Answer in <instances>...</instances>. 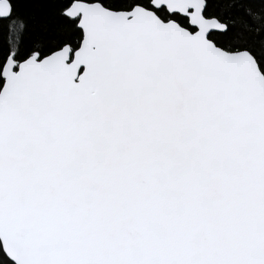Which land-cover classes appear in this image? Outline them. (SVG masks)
Returning <instances> with one entry per match:
<instances>
[{"label":"snow or ice","instance_id":"1","mask_svg":"<svg viewBox=\"0 0 264 264\" xmlns=\"http://www.w3.org/2000/svg\"><path fill=\"white\" fill-rule=\"evenodd\" d=\"M0 264H264V0H0Z\"/></svg>","mask_w":264,"mask_h":264}]
</instances>
